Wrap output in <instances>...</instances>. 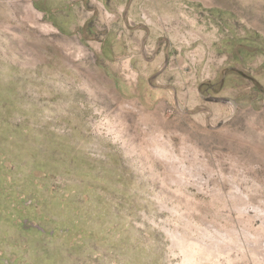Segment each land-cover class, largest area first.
Segmentation results:
<instances>
[{
  "label": "rangeland",
  "instance_id": "1",
  "mask_svg": "<svg viewBox=\"0 0 264 264\" xmlns=\"http://www.w3.org/2000/svg\"><path fill=\"white\" fill-rule=\"evenodd\" d=\"M85 1L0 0V264H264V0Z\"/></svg>",
  "mask_w": 264,
  "mask_h": 264
},
{
  "label": "crops",
  "instance_id": "2",
  "mask_svg": "<svg viewBox=\"0 0 264 264\" xmlns=\"http://www.w3.org/2000/svg\"><path fill=\"white\" fill-rule=\"evenodd\" d=\"M60 34H75L88 25L85 0H30ZM94 33H97V25Z\"/></svg>",
  "mask_w": 264,
  "mask_h": 264
},
{
  "label": "water",
  "instance_id": "3",
  "mask_svg": "<svg viewBox=\"0 0 264 264\" xmlns=\"http://www.w3.org/2000/svg\"><path fill=\"white\" fill-rule=\"evenodd\" d=\"M228 102L232 105L233 112H234L236 110V107H237L236 103L233 100H231V99H228Z\"/></svg>",
  "mask_w": 264,
  "mask_h": 264
}]
</instances>
